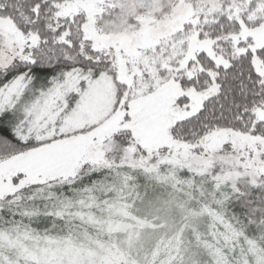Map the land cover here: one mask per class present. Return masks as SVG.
<instances>
[{"label":"snow or ice","instance_id":"1","mask_svg":"<svg viewBox=\"0 0 264 264\" xmlns=\"http://www.w3.org/2000/svg\"><path fill=\"white\" fill-rule=\"evenodd\" d=\"M0 264H264V0H0Z\"/></svg>","mask_w":264,"mask_h":264}]
</instances>
